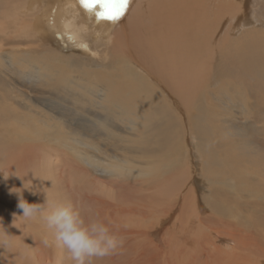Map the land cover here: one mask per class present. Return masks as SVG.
<instances>
[{"label": "bare ground", "instance_id": "6f19581e", "mask_svg": "<svg viewBox=\"0 0 264 264\" xmlns=\"http://www.w3.org/2000/svg\"><path fill=\"white\" fill-rule=\"evenodd\" d=\"M21 196L123 238L92 264H264V0H0V264H73Z\"/></svg>", "mask_w": 264, "mask_h": 264}, {"label": "clouds", "instance_id": "9594fccd", "mask_svg": "<svg viewBox=\"0 0 264 264\" xmlns=\"http://www.w3.org/2000/svg\"><path fill=\"white\" fill-rule=\"evenodd\" d=\"M18 208L22 211L20 217L25 220L41 215L52 231L56 246L66 250L73 264H92L94 258L113 255L124 245L123 238L114 234L108 225L98 220L86 222L70 202L46 199L44 205L30 204L21 196Z\"/></svg>", "mask_w": 264, "mask_h": 264}, {"label": "snow or ice", "instance_id": "6c2138e0", "mask_svg": "<svg viewBox=\"0 0 264 264\" xmlns=\"http://www.w3.org/2000/svg\"><path fill=\"white\" fill-rule=\"evenodd\" d=\"M130 0H79L88 12H95L98 19L109 22L119 21L128 9Z\"/></svg>", "mask_w": 264, "mask_h": 264}, {"label": "rangeland", "instance_id": "374dc122", "mask_svg": "<svg viewBox=\"0 0 264 264\" xmlns=\"http://www.w3.org/2000/svg\"><path fill=\"white\" fill-rule=\"evenodd\" d=\"M246 5V4H245Z\"/></svg>", "mask_w": 264, "mask_h": 264}]
</instances>
